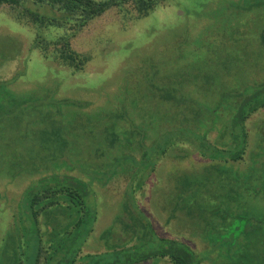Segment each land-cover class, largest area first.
<instances>
[{
  "label": "rangeland",
  "instance_id": "1",
  "mask_svg": "<svg viewBox=\"0 0 264 264\" xmlns=\"http://www.w3.org/2000/svg\"><path fill=\"white\" fill-rule=\"evenodd\" d=\"M257 3L167 0L143 17L127 9L109 11L76 37L75 48L92 54L77 71L54 59L45 41L47 48L34 45L38 32L52 40L64 29H40L0 7V56H10L0 63V264H36L40 248L47 252L38 264H69L75 251L77 263L111 264L127 257L124 246L132 244V234L148 242L136 252L171 237L192 245L202 264L228 262L194 236L188 213L197 208L218 226L213 214L218 209L228 216L230 192L243 201L254 193L264 198V107L245 123V143L232 144L244 148V158L225 163L224 156L203 157L182 140L166 150L171 135L159 134L172 111L167 90L155 85L177 80L186 97L194 92L196 104L172 114L180 130L174 138L187 136L184 129L191 132L192 124L211 121L217 130L210 133L213 145L229 144L233 133L243 139L246 127L232 121L225 127L224 121L246 90L262 87L264 48L257 30L264 8ZM17 70L24 75L12 79ZM37 87L55 93L38 95ZM200 110L198 117L193 111ZM227 169H237L238 177ZM55 176L76 178L89 190L96 219L87 236L91 218L72 203L35 219L28 189ZM257 201L248 211L260 217L264 208ZM227 224L226 240L215 235L212 245L234 241L233 225ZM143 264L172 263L154 258Z\"/></svg>",
  "mask_w": 264,
  "mask_h": 264
},
{
  "label": "trees",
  "instance_id": "2",
  "mask_svg": "<svg viewBox=\"0 0 264 264\" xmlns=\"http://www.w3.org/2000/svg\"><path fill=\"white\" fill-rule=\"evenodd\" d=\"M166 1L167 0H0V7L7 6L19 21L25 19L29 23L37 25L40 29L52 25L55 26V28L64 29L63 33L59 34L52 40H45L41 32H38L34 45H37L40 48H47L46 45L42 44L43 41H45L49 46H53L54 59L69 66L74 71H77L85 68L86 64L92 59V54L89 51L83 52L76 49L74 41L78 34L90 26L91 23L104 17L109 11L114 10L121 11L127 9L134 11L137 17L147 16L157 5ZM257 4L264 8V0H258ZM260 22L261 24L259 25L260 28L257 30V35L261 44L260 46L264 48V18ZM12 54V57H16L17 55L16 52H13ZM8 55L9 54H7V56H0V63L4 58L8 60V57H10ZM22 75H24V71L21 72L20 70H17L12 76V79H18ZM146 79H151V77L147 76ZM259 84H262V87L259 90H246L244 96L237 101V103H239L236 107L232 106L233 110L230 111V113H233V117L230 116V118L225 119V127L227 126V123H230L231 121L236 124L237 127H239L238 125L242 126V128L246 127L245 123H247L250 116L259 108L264 107V79L263 82L261 81ZM58 85L60 84L58 83ZM155 87H158L161 92L167 90V92L165 91V100L167 105L172 108L171 109L167 106L169 108L168 112L172 111L170 119L168 118V124L166 125L168 128L159 134L166 135V138L171 135L167 141V151L169 150L170 144L175 146L176 141L182 140L186 143H192V145L202 153L201 155L203 157L206 155L211 156V153H214L212 158L222 155L226 158L224 160L225 163L237 162L244 158L243 155L246 153L244 148L237 146L234 147L232 144L234 142L237 143L240 140H243L245 143L248 136L247 127L245 128L246 130L244 129V133H242L244 134L242 137L243 139L239 138V134L237 137V135L234 136L235 133H233L234 137H231L230 143L223 144L220 147L213 145L215 141L210 139V133L217 131L214 122L211 123V121L208 123L205 121L204 125L199 126L198 128H196L198 124H192L189 126L193 129L191 132L186 128L184 129V133L187 134V136H176L174 138L173 135L179 130V123L174 119L175 114L174 116H172V114L176 113L183 104L186 106L194 105V102L196 104V100L193 98L194 92L191 88L190 96L186 97L187 89L185 88L184 83L181 82V84H178L177 80L166 84L164 83V85L161 84V86L155 85ZM180 88H182V93H180ZM37 89L38 91L36 93L38 95L46 94L44 93L45 91L48 94L50 92L55 93V89L51 90L50 87H37ZM261 93H263V96H261ZM31 96H33V94H31ZM43 100L44 99H41V101ZM216 102L223 103L221 99L216 100ZM232 103L235 104V102H231V104ZM243 105H245V107L242 109ZM193 112H195L198 117L203 115L201 110ZM205 115L206 117L209 116H207V114ZM196 122L198 123V120ZM221 134L223 137V133ZM171 140L173 141L170 142ZM225 169V166L219 168V170ZM227 170L231 172V176L236 174L235 177H238L237 169H234L235 173L229 169ZM37 185L38 186L36 187L28 189L29 192H31L29 198L30 204L32 207L36 206V209L33 210L35 219L38 217L40 218L43 213L48 212L47 209L50 207H55L61 204H67L69 207L70 203H72L73 205L79 206L80 210L85 213V216L87 215L91 218V223L87 227L86 236L93 230V221L96 219V212L88 206L89 190H87V187L82 184L81 181L71 177L63 178L61 176H55L54 178L43 179L39 181ZM233 188L235 187L232 186V189ZM235 194H238V192H230V206L227 217L224 211L218 209L213 214L218 217V226L215 223H212L214 222L212 221V218L203 219L199 209L196 208L195 210H191L192 213L189 212L190 214L188 213V215L191 219L194 218L195 220H193L195 227L191 228L192 232L194 236H199L202 241L207 243L206 248H209V250L213 249V253H216L217 249L219 256L222 253L224 258L227 257L228 262L226 264H264V213L260 217H256L252 212L248 211V205H257V200H261L264 208V198L263 196L257 197V193H254L252 194L253 196H249L246 201H243ZM84 207H87V209H84ZM169 218L171 220V217ZM82 219L83 217L79 219V222L82 221ZM227 222L229 223V227L233 225L230 230L231 233H235V236L232 237L234 241L224 245L223 242L216 241L214 245H212V238H214L215 235H218L221 240H226ZM146 239L147 238H142L141 235L137 237L135 234H132L127 242L132 244L124 246L125 253H127L125 256L127 257L119 262L113 261L111 264H143L154 258H158V260L169 259L172 264H202L204 261V259L199 256L198 252L192 248V245L189 246L188 244L171 237H159L158 243L155 246L149 247L148 251L145 253H141L140 251L136 252L134 249L143 247L148 243ZM61 243V246H64L63 241ZM225 245L228 247L227 250H225ZM66 249H68V245L66 246ZM128 251H131V253ZM43 252L47 251L40 248L36 258V264L42 260ZM132 253L133 255L131 257L130 254ZM78 256L79 253L75 251L73 257L69 260V264H90L86 262L77 263ZM87 256L90 257L91 255L87 254ZM213 260L216 259L213 258Z\"/></svg>",
  "mask_w": 264,
  "mask_h": 264
}]
</instances>
